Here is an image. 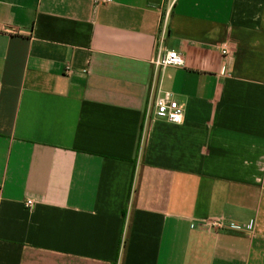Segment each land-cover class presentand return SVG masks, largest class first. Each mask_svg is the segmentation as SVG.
<instances>
[{
	"label": "crops",
	"instance_id": "1",
	"mask_svg": "<svg viewBox=\"0 0 264 264\" xmlns=\"http://www.w3.org/2000/svg\"><path fill=\"white\" fill-rule=\"evenodd\" d=\"M165 13L0 0V264H264V0Z\"/></svg>",
	"mask_w": 264,
	"mask_h": 264
},
{
	"label": "built area",
	"instance_id": "2",
	"mask_svg": "<svg viewBox=\"0 0 264 264\" xmlns=\"http://www.w3.org/2000/svg\"><path fill=\"white\" fill-rule=\"evenodd\" d=\"M105 0H97V2H104ZM178 0H162L161 4L166 10L165 21L168 19L170 12ZM223 56L228 57L230 50L228 44H222L219 47ZM156 70H162L168 67H183L185 65L184 57L181 53L174 50H166L164 48V38L159 40V45L151 60ZM222 72L227 71L226 66L222 67ZM156 117L167 120L173 124H181L184 121L185 108L177 100L174 99L173 93L161 92L156 99ZM34 202L28 200L26 207L31 208Z\"/></svg>",
	"mask_w": 264,
	"mask_h": 264
},
{
	"label": "water",
	"instance_id": "3",
	"mask_svg": "<svg viewBox=\"0 0 264 264\" xmlns=\"http://www.w3.org/2000/svg\"><path fill=\"white\" fill-rule=\"evenodd\" d=\"M162 0H150V3L155 5V6H159L161 4Z\"/></svg>",
	"mask_w": 264,
	"mask_h": 264
}]
</instances>
